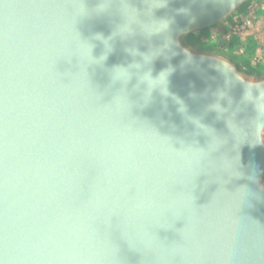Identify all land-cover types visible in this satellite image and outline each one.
<instances>
[{"label":"water","instance_id":"1","mask_svg":"<svg viewBox=\"0 0 264 264\" xmlns=\"http://www.w3.org/2000/svg\"><path fill=\"white\" fill-rule=\"evenodd\" d=\"M250 2L0 0V264H264Z\"/></svg>","mask_w":264,"mask_h":264},{"label":"rangeland","instance_id":"2","mask_svg":"<svg viewBox=\"0 0 264 264\" xmlns=\"http://www.w3.org/2000/svg\"><path fill=\"white\" fill-rule=\"evenodd\" d=\"M246 27L234 31L236 24ZM204 49L227 54L251 74L264 73V0H251L237 14L214 30L196 36Z\"/></svg>","mask_w":264,"mask_h":264},{"label":"built area","instance_id":"3","mask_svg":"<svg viewBox=\"0 0 264 264\" xmlns=\"http://www.w3.org/2000/svg\"><path fill=\"white\" fill-rule=\"evenodd\" d=\"M246 27V23H244V24H236L235 26H234V28H233V30L234 31H238L239 29H243V28H245Z\"/></svg>","mask_w":264,"mask_h":264},{"label":"clouds","instance_id":"4","mask_svg":"<svg viewBox=\"0 0 264 264\" xmlns=\"http://www.w3.org/2000/svg\"><path fill=\"white\" fill-rule=\"evenodd\" d=\"M166 27H167V24H166ZM166 27H164V28H161L159 31H162V30H164ZM118 76V75H117Z\"/></svg>","mask_w":264,"mask_h":264}]
</instances>
